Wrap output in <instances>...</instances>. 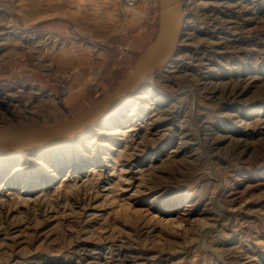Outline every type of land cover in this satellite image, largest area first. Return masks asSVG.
<instances>
[{
	"label": "rangeland",
	"instance_id": "374dc122",
	"mask_svg": "<svg viewBox=\"0 0 264 264\" xmlns=\"http://www.w3.org/2000/svg\"><path fill=\"white\" fill-rule=\"evenodd\" d=\"M185 13L153 92L0 156V264H264V0ZM159 23V0H0V129L97 103Z\"/></svg>",
	"mask_w": 264,
	"mask_h": 264
},
{
	"label": "water",
	"instance_id": "95a60500",
	"mask_svg": "<svg viewBox=\"0 0 264 264\" xmlns=\"http://www.w3.org/2000/svg\"><path fill=\"white\" fill-rule=\"evenodd\" d=\"M159 3L160 23L156 38L139 55L132 71L112 92L79 114L49 126L0 129V156L61 144L83 133L96 119L165 65L183 38L185 0H159Z\"/></svg>",
	"mask_w": 264,
	"mask_h": 264
},
{
	"label": "bare ground",
	"instance_id": "6f19581e",
	"mask_svg": "<svg viewBox=\"0 0 264 264\" xmlns=\"http://www.w3.org/2000/svg\"><path fill=\"white\" fill-rule=\"evenodd\" d=\"M184 12H185V8H184ZM185 15H186V13H185ZM186 21V20H185ZM185 24V23H184ZM180 45V44H179ZM178 48H179V46L177 47V49H176V52H177V50H178ZM197 49V48H196ZM175 52V53H176ZM174 53V54H175ZM173 56V55H172ZM171 56V57H172ZM170 57V58H171ZM169 58V59H170ZM168 59V60H169ZM146 82H148L150 85V90H152V92L154 91V89H156L155 88V83H154V79H153V74H151L149 77H148V79L144 82V83H146ZM143 83V84H144ZM151 83H154V85H151ZM143 84H141V86L143 85ZM146 85V84H145ZM140 86V87H141ZM139 87V88H140ZM138 88V89H139ZM138 89H136L135 91H133V92H131L130 94H128L124 99H122L119 103H117V104H115V105H113L104 115H102V116H100L98 119H96L91 125H90V127L92 126V125H96L98 122H100L101 120H103V118L105 117V116H107V114H109L110 112H112V111H114V110H117L118 108H120V105H122V104H124L125 102H126V100L129 98V97H131L132 96V94L134 93V92H136ZM129 102V101H128ZM116 117L117 118H121L122 117V114H118V115H116ZM89 127V128H90ZM87 131V130H86ZM86 131H84L83 133H80L79 135H77V136H75V137H73L74 139L75 138H79L80 136H83V135H85L86 133ZM100 132H102V130L100 131ZM73 138H71V139H69V140H72ZM68 140V141H69ZM67 142V141H66ZM62 144V143H61ZM58 145V144H57ZM53 146H55V145H53ZM49 147H52V146H49ZM46 148H48V147H46ZM34 150H37V149H34ZM20 153H22V152H20ZM19 154V153H18ZM13 155H15V154H13Z\"/></svg>",
	"mask_w": 264,
	"mask_h": 264
},
{
	"label": "built area",
	"instance_id": "2783aa9c",
	"mask_svg": "<svg viewBox=\"0 0 264 264\" xmlns=\"http://www.w3.org/2000/svg\"><path fill=\"white\" fill-rule=\"evenodd\" d=\"M129 6H133L136 4V0H127Z\"/></svg>",
	"mask_w": 264,
	"mask_h": 264
}]
</instances>
